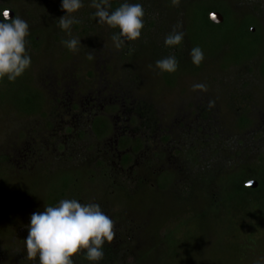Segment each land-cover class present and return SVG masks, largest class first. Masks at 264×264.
<instances>
[{"label":"rangeland","instance_id":"rangeland-1","mask_svg":"<svg viewBox=\"0 0 264 264\" xmlns=\"http://www.w3.org/2000/svg\"><path fill=\"white\" fill-rule=\"evenodd\" d=\"M220 1L231 21L214 28L201 20L204 6L189 19L187 0H128L143 6L144 26L117 49L119 29L97 22L91 0L71 14L80 22L70 32L58 27L60 0H0V13L27 21L31 57L21 76L0 83V264L35 263L24 248L30 214L70 181L62 198L98 203L114 221L118 264H264V219L252 216L249 193L239 208L221 203L234 192L228 175L244 172L245 187L264 167V0ZM123 2L109 0L110 10ZM248 19L253 37L243 35ZM177 23L183 41L166 46ZM72 37L75 51L61 43ZM169 55L178 68L161 72L155 61ZM97 117L109 125L105 137L91 127ZM171 232L179 240L168 249Z\"/></svg>","mask_w":264,"mask_h":264},{"label":"clouds","instance_id":"clouds-1","mask_svg":"<svg viewBox=\"0 0 264 264\" xmlns=\"http://www.w3.org/2000/svg\"><path fill=\"white\" fill-rule=\"evenodd\" d=\"M174 5L179 0H172ZM92 13L98 23L118 28L111 39L119 49L125 40H136L144 26V9L140 3L124 0L117 8L111 9L109 0H91ZM83 7V0H60V8L65 14L58 19V27L70 32L73 24L80 21L71 15ZM0 79L9 82L21 76L31 64V57L26 51L25 37L29 34L27 21L19 16H9L8 11L0 13ZM177 23L173 30L164 37L166 46L180 45L184 32ZM61 43L71 51L80 44V38L72 37ZM191 61L199 66L204 53L199 46L190 50ZM161 72H175L178 60L169 55L155 61ZM194 89L205 90L206 85L195 84ZM114 221L102 211L95 202L81 203L76 198H62L54 205L44 206L42 211L30 214L24 248L27 257H38V264H74L73 254L80 253L91 264H99L103 259V245L114 237ZM259 264V262H257Z\"/></svg>","mask_w":264,"mask_h":264},{"label":"trees","instance_id":"trees-1","mask_svg":"<svg viewBox=\"0 0 264 264\" xmlns=\"http://www.w3.org/2000/svg\"><path fill=\"white\" fill-rule=\"evenodd\" d=\"M187 6H188V10L187 13H190V17L189 19L192 20H196V16L198 14L197 12V7L199 6H204V9L202 10V18L201 20L204 21L205 24L209 25L210 27H214V28H221L223 26L228 25V21L230 19V16L232 15L230 10L227 8V6L220 0H187ZM117 5V4H116ZM115 5V6H116ZM119 5H117L118 7ZM195 10V11H194ZM211 12H219L222 17H223V21L220 24H214L210 21L209 19V14ZM234 19V18H232ZM249 20V19H248ZM231 25L232 22H230ZM251 26H254V22L253 20H249V21H245V23L243 24V35H247L249 37H253L257 34L256 32H251ZM28 41L31 47H35L37 45V41H35L33 34L28 36ZM261 74L264 76V69L261 67L260 69ZM3 82L2 79H0V83ZM33 94V92H32ZM24 100L30 104L35 100V97L31 96L30 94L27 95ZM33 111H24V113H32ZM245 123L243 122V120H240V126ZM263 164H261V166L259 167L258 171H256V175L251 174V176L255 177V180L257 181L258 187L255 190H249L246 189L241 181H239L240 179H237V176L240 173H236L233 175H228L226 177V179L229 177L230 180H232V184H233V194L228 196V195H224V197L222 196L221 199V203H232L234 202L235 207H240L241 205H243L244 202V197L246 194H248L249 196H251L250 198V202L256 204L254 205V208H257V212L256 213H252L253 217H256L258 220V223L261 222L262 219H264V167L262 166ZM240 175H245L244 172H242V174ZM168 179V178H167ZM225 179V180H226ZM210 182V179L208 180ZM72 181L70 182H64V184L62 185L59 193H57L56 198L54 200V204H56L63 196L65 191L67 190L68 186L70 185ZM207 182V184L209 183ZM226 192V191H225ZM224 192V193H225ZM262 200V202H261ZM261 202V203H260ZM230 203V204H231ZM259 203V205H258ZM54 204H49V205H54ZM232 207V205L230 206ZM232 209V208H231ZM245 212V209H244ZM243 212V213H244ZM179 240V237L174 236V232H171L167 235L166 237V244H168V249L171 247L170 246V242L172 241L173 243H175V241ZM115 245L114 243L110 242L107 245H103V251H104V256L103 259L101 261H99V264H118L120 262V258L118 257V252L115 251ZM117 248V247H116ZM116 253V254H114ZM147 253L143 254L142 258H145ZM162 256V255H161ZM73 261L78 262L79 264H91V262H89L88 260H86L84 258L83 255V250H81L80 253L77 254H73L72 256ZM33 262H35L34 264H38V257L33 259Z\"/></svg>","mask_w":264,"mask_h":264},{"label":"flooded vegetation","instance_id":"flooded-vegetation-1","mask_svg":"<svg viewBox=\"0 0 264 264\" xmlns=\"http://www.w3.org/2000/svg\"><path fill=\"white\" fill-rule=\"evenodd\" d=\"M91 127H92V129H93V132L95 133V135H97L98 137H105L106 135H107V133H108V131H109V125L107 124V121H106V119L104 118V117H97V118H95V119H93V121H92V123H91ZM125 140V138L124 137H122L121 139H120V142H118L117 143V145L119 146H121L122 148H121V150L123 151V152H125V151H127V147L126 146H124L123 144H122V142ZM138 141V140H137ZM137 148L138 147H136V148H134L133 147V149H131L130 148V153H124L123 154V156H121V160H120V162L121 163H123V165H125L126 164V161H128V159L133 155V154H135V152L137 151Z\"/></svg>","mask_w":264,"mask_h":264},{"label":"water","instance_id":"water-1","mask_svg":"<svg viewBox=\"0 0 264 264\" xmlns=\"http://www.w3.org/2000/svg\"><path fill=\"white\" fill-rule=\"evenodd\" d=\"M3 11H8L10 17L11 16H14L13 11H11V10H3ZM209 19L214 24H220L222 22V16L220 14L216 13V12L210 13L209 14ZM256 185H257V182L256 181H248V182L245 183V187H248V188H255Z\"/></svg>","mask_w":264,"mask_h":264}]
</instances>
